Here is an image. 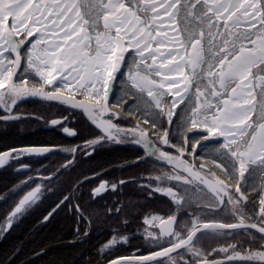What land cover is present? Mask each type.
Returning <instances> with one entry per match:
<instances>
[{"label":"snow or ice","instance_id":"6c2138e0","mask_svg":"<svg viewBox=\"0 0 264 264\" xmlns=\"http://www.w3.org/2000/svg\"><path fill=\"white\" fill-rule=\"evenodd\" d=\"M116 84L124 95L110 103ZM30 97L89 116L100 131L79 147L86 156L97 145L128 143L141 149L137 163L172 166L165 176L176 183L153 190L171 197L175 211L192 216L191 223L181 227L184 217L170 214L158 231L155 223L146 230L152 246L147 254L108 264H264V0H0V108L8 113L0 119L16 118L12 107ZM122 105L128 108L111 111ZM137 110L149 128L114 123ZM62 131L79 134L67 126ZM48 151L7 149L0 152V166ZM188 156L211 160L223 178ZM249 184L256 195L250 196ZM107 189L102 182L93 198ZM40 194L39 187L30 190L9 209L0 234ZM61 206L84 219L80 205L63 196L44 220ZM76 232L81 235L79 225ZM121 242L128 238L119 239L114 230L99 251Z\"/></svg>","mask_w":264,"mask_h":264},{"label":"flooded vegetation","instance_id":"af4514ba","mask_svg":"<svg viewBox=\"0 0 264 264\" xmlns=\"http://www.w3.org/2000/svg\"><path fill=\"white\" fill-rule=\"evenodd\" d=\"M117 99L118 95L114 94L110 103L116 102ZM125 108H128V105L124 108H113L111 111L122 112ZM130 110H134V107ZM6 114L8 113L0 108V117ZM69 114V120L63 121L62 125L51 123L53 119ZM11 115L16 118L0 119V135L9 133L13 137L21 138V141L18 144L1 146L0 152L12 148L22 149L26 146H49V151L39 155H25L19 160H10L8 164L0 166V180L3 181L0 185V220L4 219L9 209L18 204L28 191H34L37 187L41 190L37 201L26 212L18 215L11 230L0 234V245L11 235L17 234V229L23 222L34 219L36 224L44 227L54 218L64 216L72 219L74 242L83 243L90 237L99 236L100 238L101 236L96 261L90 264H108L110 260L133 254L138 255L145 253L147 249H152L144 238L146 230L151 229L155 223V230L158 231L162 220H166L170 214L184 217L181 227L191 223L192 216L175 211L171 197L153 190L157 185L167 187L176 183L165 176V173L172 171V167H161L152 160L137 163L136 157L140 155L141 149L128 143L110 142L103 146L97 145L95 152L90 156H86L79 150L86 137L100 131L91 124L89 116L82 110L70 109L57 101L30 97L17 101L11 109ZM140 117L141 112L137 110L134 116L122 114L114 123L120 125L121 129H131L138 123L143 128H149L150 126L144 124L142 119H139ZM63 126L69 127L70 131L77 130L79 134L69 136L62 131ZM40 134L50 137L51 140L32 142L31 136ZM153 139L155 140L156 137L153 136ZM73 149L77 150L73 151ZM110 157L119 158L116 165L108 166L111 162L109 164L107 162L105 164L96 163L103 158ZM188 160L197 165L204 164V171L214 172L218 178H223L215 165L207 160L193 156H188ZM25 165L30 167L24 169ZM157 176L160 177L159 180L156 179ZM25 180L29 181L26 186L22 185ZM121 180L126 182L121 184ZM102 182H107L108 189L102 190L101 194L94 199L93 190ZM112 184L117 185L114 191L111 190ZM181 187L190 188L191 186L181 185ZM246 187L250 189V196L254 195L255 192L251 191L253 184L246 185ZM63 196H68L72 205H80L84 219H77V214L72 207L61 206L47 221L44 220V217ZM248 206L253 207L254 205L250 201ZM193 207H195V201H193ZM108 209L113 211L109 212ZM115 209L120 211L116 212ZM125 221H127L126 224ZM77 225L81 233L79 236L76 232ZM114 230H119V239L127 237L128 242L116 243L110 251L100 253V247L106 241H110ZM85 232L87 235L83 234ZM147 244H149L148 247H146ZM213 246L219 247L220 245L214 244ZM112 256L115 257L111 259ZM99 259L104 261L99 262Z\"/></svg>","mask_w":264,"mask_h":264},{"label":"trees","instance_id":"16d2710c","mask_svg":"<svg viewBox=\"0 0 264 264\" xmlns=\"http://www.w3.org/2000/svg\"><path fill=\"white\" fill-rule=\"evenodd\" d=\"M19 75V73H18ZM123 86L115 85L114 92L110 94V100L113 95H118L117 101L124 94ZM122 108L127 105H122ZM183 107V105H181ZM179 112V109H177ZM0 135V147L9 144H18L21 141L19 137L12 135ZM32 142L50 141L51 138L40 134L39 136H31ZM164 150L175 154V148L161 145ZM119 158L110 157L101 159L97 164H105L108 166L116 165ZM118 163V162H117ZM0 180V185H2ZM257 193H254L256 195ZM39 221V219H38ZM72 219L67 217L54 218L47 226L36 224L34 219L23 222L17 229V234L11 235L5 242L0 245V264H90L96 261L97 248L100 245L101 236L90 237L88 241L76 243L73 241ZM17 235V236H16ZM258 235V234H257ZM149 244L146 245L148 247ZM259 248V242L256 244ZM151 249H147V254ZM38 252L44 255L36 256ZM112 256L111 259H113ZM219 258V257H218ZM99 262L104 261L99 259ZM97 261V262H98ZM252 264H261L259 260L253 261Z\"/></svg>","mask_w":264,"mask_h":264},{"label":"rangeland","instance_id":"374dc122","mask_svg":"<svg viewBox=\"0 0 264 264\" xmlns=\"http://www.w3.org/2000/svg\"><path fill=\"white\" fill-rule=\"evenodd\" d=\"M146 98V97H145ZM166 99H168V100H170V98L169 97H166ZM133 107H134V109H135V105H133ZM150 119H151V117H149ZM212 156H217L218 154L217 153H215V152H211L210 153ZM208 162H210L211 164H213L212 162H211V160H207ZM214 165V164H213ZM254 184H258V181H255L254 180Z\"/></svg>","mask_w":264,"mask_h":264},{"label":"water","instance_id":"95a60500","mask_svg":"<svg viewBox=\"0 0 264 264\" xmlns=\"http://www.w3.org/2000/svg\"><path fill=\"white\" fill-rule=\"evenodd\" d=\"M156 163L159 164V165L163 164L164 166L172 167L171 165H168V164H166L165 162L156 161ZM160 227H163V223L160 224Z\"/></svg>","mask_w":264,"mask_h":264},{"label":"bare ground","instance_id":"6f19581e","mask_svg":"<svg viewBox=\"0 0 264 264\" xmlns=\"http://www.w3.org/2000/svg\"><path fill=\"white\" fill-rule=\"evenodd\" d=\"M126 78V77H125ZM147 98V97H146ZM171 99V97H169Z\"/></svg>","mask_w":264,"mask_h":264}]
</instances>
